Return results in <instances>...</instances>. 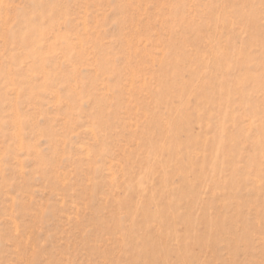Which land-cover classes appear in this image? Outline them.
<instances>
[{"label":"rangeland","instance_id":"rangeland-1","mask_svg":"<svg viewBox=\"0 0 264 264\" xmlns=\"http://www.w3.org/2000/svg\"><path fill=\"white\" fill-rule=\"evenodd\" d=\"M0 264H264V0H0Z\"/></svg>","mask_w":264,"mask_h":264}]
</instances>
